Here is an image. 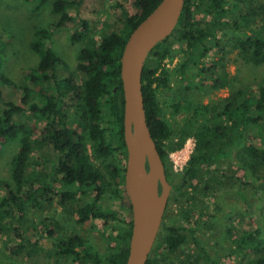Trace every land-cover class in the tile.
<instances>
[{"label": "rangeland", "instance_id": "obj_1", "mask_svg": "<svg viewBox=\"0 0 264 264\" xmlns=\"http://www.w3.org/2000/svg\"><path fill=\"white\" fill-rule=\"evenodd\" d=\"M52 1L45 0L34 14L30 11L31 1L0 0V55L3 57L0 69L15 83L0 82V88L6 101L19 103L22 88L26 86L32 100L39 105L44 103L42 95L53 91L60 110L67 115L68 128L72 130L74 127L79 128L78 119L85 117V109L79 107V100L72 96V92L52 83V78H44H50V70L36 72V79L32 82L29 75V68L35 65L38 57L30 51L28 43L32 40L36 26H46L51 21L49 8ZM67 1L70 2L67 10L74 19L63 28L53 29L51 40L43 48L52 46L66 62L65 67H56L57 79L73 73L72 82L79 83L82 75L76 70L78 51L82 47L92 49L93 43L106 33L124 28V22L139 10L134 0ZM227 2L226 15L223 17L227 22L219 25L220 32L217 35L220 42L216 43L213 37L208 36L203 39V44L196 43L193 46L188 57L178 52L170 62L167 59L170 69H175L178 63H186L182 70L172 71L174 74L170 84L174 90L178 84L186 85L188 92L194 95L192 99L196 104H208L210 107L220 105L225 97L232 96L239 89L242 94L236 95L237 103L246 99L248 104L256 107L258 88L264 86V64L244 62L233 43L243 35L242 31L252 33L253 30L261 29L264 0ZM190 18L194 31L199 32L208 21L207 16L198 8H193ZM81 21L87 23V29L82 31L85 38L73 42L70 35ZM180 46L178 41L172 42V48L179 49ZM212 59L219 61L214 71L208 69ZM202 60L205 62V70L201 75L197 67ZM168 91L162 93L160 98L166 97ZM182 93L179 92L180 95ZM170 103L167 101L165 105ZM164 107L166 116L176 130L187 122L188 115L180 111L174 113L172 108ZM25 121L32 128L33 138H38L45 119L28 110ZM261 125L264 127V119ZM193 146L194 139L190 136L182 147L170 152L169 165L172 171L176 173L185 164ZM18 148L17 139L0 144V198L4 194L5 183L14 189L10 162ZM247 149L250 152L253 150L255 154L247 152ZM57 156L58 153L49 144L34 140L26 167L28 179L23 182V187L31 189V193L24 199L29 213L22 222H17L19 213L16 204H9L8 217L0 224V264H68L62 258L56 262V257L49 250L53 242L63 240L77 231L85 237L89 250L103 256L114 243L119 227L127 225L129 216L124 208L128 203L126 199L115 202L103 196L93 202L96 209L111 206L117 208L118 219L94 217L81 223L76 210L79 205L94 201L92 190L86 189L82 193L73 185L69 189L77 192L76 198L62 202L60 193L64 188L60 190L57 183L41 197L43 187H39L37 177L43 173L46 179L58 181L59 176L53 173ZM218 161V164L203 167L195 180V190L199 193L194 192V198L169 195L162 222L193 231L181 249L194 254L203 247L208 258H202L201 264H253V259L264 252V131L249 127L242 142L229 155H220ZM114 184L118 185L120 195L124 196V183H120L119 177L115 178ZM189 192L193 194L191 188ZM31 203H35V206H31ZM160 233L163 235L164 228L160 227ZM258 241L262 244H258ZM19 245L24 248L11 251ZM259 247H262L261 251ZM199 253L203 254L201 251Z\"/></svg>", "mask_w": 264, "mask_h": 264}, {"label": "trees", "instance_id": "obj_2", "mask_svg": "<svg viewBox=\"0 0 264 264\" xmlns=\"http://www.w3.org/2000/svg\"><path fill=\"white\" fill-rule=\"evenodd\" d=\"M31 1L30 11L36 14L45 0ZM160 0H134L139 12L124 22V28L110 31L97 39L92 49L82 47L77 53L76 70L81 74V81L73 83V73L67 77L57 79L56 67L66 66V62L57 54L52 46L43 48L51 40L53 29L63 28L74 17L68 12L67 0H53L49 12L51 21L46 26H36L32 40L28 43L30 51L37 55L34 66L29 68L31 82L36 79L35 73L40 70H50V78L58 87H62L79 101V107L85 109V117L78 119V127L72 130L67 125V115L60 110L56 94L51 91L42 95L44 103L39 105L32 100L29 88H22L19 103L6 101L0 88V144L19 141V148L10 162V176L13 187L5 183L4 194L0 198V224L8 217L9 204H16L19 213L17 222L27 217L28 204L24 201L31 193L30 188L23 187L28 179L26 167L35 141L46 142L57 153L54 160L53 173L56 179H46L41 173L38 175V185L43 187L41 193L45 195L59 184L62 202L74 200L77 192L69 189L76 185L78 190L85 193L86 189L94 192V201L79 205L76 212L81 223L94 218L118 219V209L111 207L94 208L96 200L108 196L112 201H123L127 196L120 195L118 185L114 184L116 177L124 183L125 160L127 158L126 145L123 137V92L120 78V56L130 31L142 20ZM227 0H185L176 27L170 35L157 43L148 53L141 74V90L143 95L146 121L154 138L157 150L164 163L166 176L171 184L170 195L194 198L195 180L203 167L219 163L220 155H229L243 140L246 130L251 127L256 131H264L261 122L264 119V86H259L256 107L248 104L247 100L237 103L236 95L242 94L238 89L229 97H225L220 105L210 107L208 104H196L193 94L188 92L184 84L174 90L171 87L173 70H182L185 62L178 63L175 69L167 66L174 55L182 52L188 57L196 43H202L205 37L211 36L216 43L220 42L219 25L227 22L225 18V4ZM200 9L208 21L203 30L194 31L191 24V11ZM264 14V3L262 4ZM241 18H244L242 16ZM87 29L86 21H81L79 27L70 35V40L81 41L85 36L82 31ZM243 35L236 38L233 47L238 49L244 62L253 65L264 64V20L258 31H242ZM172 39V40H171ZM171 40V42H170ZM180 43L179 49L172 48V42ZM203 44V43H202ZM3 57L0 55V66ZM219 61L212 59L208 69L214 71ZM205 62L202 60L197 67L198 74L204 73ZM202 81V80H201ZM0 82L13 84L0 69ZM115 89V90H114ZM178 89V90H177ZM169 90L166 97L160 95ZM183 90V91H181ZM179 92H183L181 95ZM177 93V95H175ZM167 101L170 104L165 105ZM172 108L174 113L181 112L188 115V120L178 130L166 116V108ZM33 111L45 119V124L38 138L34 139L33 131L26 123V112ZM24 119V120H23ZM103 119V120H102ZM194 139V146L183 167L176 173L169 165V154L172 150L183 146L188 137ZM247 152L255 154L247 149ZM110 159V161H108ZM112 159V160H111ZM98 162V163H97ZM120 186V185H119ZM189 188L193 190L190 195ZM65 190V191H64ZM70 190V191H69ZM170 196V197H171ZM124 204V203H123ZM35 206V203H31ZM126 206V207H125ZM124 206L129 220L126 226H120L115 235L112 246L107 248L104 255L92 252L86 246V239L80 232H73L65 239L55 241L49 250L55 256V261H68V264H124L131 234V205ZM22 220V221H21ZM164 233L160 229L145 264H201L202 258H208V253L200 247L203 254H190L182 248L193 233L187 227H177L161 223ZM1 231V229H0ZM50 234V233H49ZM19 235V233H16ZM258 244L260 241H258ZM24 246L11 249L12 252ZM262 247H259V251ZM253 264H264V252L253 259Z\"/></svg>", "mask_w": 264, "mask_h": 264}, {"label": "water", "instance_id": "obj_3", "mask_svg": "<svg viewBox=\"0 0 264 264\" xmlns=\"http://www.w3.org/2000/svg\"><path fill=\"white\" fill-rule=\"evenodd\" d=\"M184 1L160 0L130 31L120 56L123 137L127 151L124 191L131 205L132 221L124 264L146 263L171 191L164 163L146 121L141 74L148 53L176 27Z\"/></svg>", "mask_w": 264, "mask_h": 264}, {"label": "built area", "instance_id": "obj_4", "mask_svg": "<svg viewBox=\"0 0 264 264\" xmlns=\"http://www.w3.org/2000/svg\"><path fill=\"white\" fill-rule=\"evenodd\" d=\"M185 162H186V161H185ZM183 165H184V164H183ZM183 165L180 167V169L183 167ZM180 169H179V170H180Z\"/></svg>", "mask_w": 264, "mask_h": 264}]
</instances>
